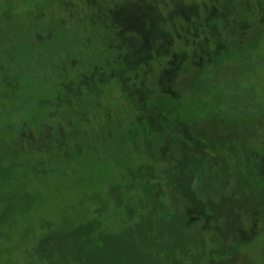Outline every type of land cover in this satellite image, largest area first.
<instances>
[{
  "label": "trees",
  "instance_id": "obj_1",
  "mask_svg": "<svg viewBox=\"0 0 264 264\" xmlns=\"http://www.w3.org/2000/svg\"><path fill=\"white\" fill-rule=\"evenodd\" d=\"M3 3L0 227L108 164L107 200L65 209L36 264H264V82L242 87L264 75V0H86L80 18L32 0L24 21Z\"/></svg>",
  "mask_w": 264,
  "mask_h": 264
},
{
  "label": "rangeland",
  "instance_id": "obj_2",
  "mask_svg": "<svg viewBox=\"0 0 264 264\" xmlns=\"http://www.w3.org/2000/svg\"><path fill=\"white\" fill-rule=\"evenodd\" d=\"M2 2L9 1L10 5L13 6L12 13L17 14L22 12L23 16L19 19L21 20H29L31 15H37V10L34 9L32 0H0ZM65 1V0H63ZM63 1L58 0V3L61 5ZM75 4V9L79 10L77 18L83 17L87 12L86 0L78 2V0H73ZM38 2V1H35ZM34 2V6L35 5ZM3 3V4H4ZM72 5L69 2V5ZM71 7H69L70 10ZM69 10H65L64 7L60 8V10L54 11L53 15L49 17L50 21L52 19L57 20L59 23L64 24L65 21H68L70 18L71 12ZM26 13V14H24ZM28 13H31L28 14ZM28 17H26V16ZM48 16V14H47ZM53 16V18H52ZM31 19V17H30ZM71 19V18H70ZM19 21V22H20ZM29 23V22H28ZM27 23V24H28ZM70 24V26H69ZM68 24L69 27H75L74 33H78L77 28L81 25L78 22V19L73 20ZM72 42V41H71ZM70 41L65 44L66 47H69L70 50L77 55L78 48L74 47ZM42 48H37V52H41ZM37 56V55H35ZM45 61L34 63L35 73L41 75H47L51 72L52 65H48L47 68L43 67ZM55 62V61H54ZM31 65V64H30ZM32 66V65H31ZM253 75L251 76V78ZM33 78L34 83L38 81ZM261 78L259 80L249 82L248 85H242L243 88L247 89L252 88V84L255 86H259V84L264 82V75L259 76ZM258 94L262 95V90L259 87H255ZM117 92H114L112 100H115ZM120 101L113 102V106L117 108H123L126 104V100L121 97L118 98ZM128 104V103H127ZM31 114L29 115V117ZM100 119V117H98ZM93 163L97 165V168L92 166H77V177L86 176V183L73 185L72 179L67 181L68 184L59 182V184L54 183L52 185H47L41 188L40 194H34V202L32 209L25 213L22 212L20 216L9 218L3 226L0 227V264H36L34 261V257L31 258V254L33 253L34 246L37 244L38 239L42 236V234H46L48 230H50V226L55 225L56 223H60L62 221L61 213L71 206V204H79L80 200H93L95 196H98L99 202H103L107 200V177H108V164H107V174L100 172V169L103 163L96 162L94 157H89ZM72 170H70L71 172ZM71 174V173H70ZM75 176V174H74ZM95 180L97 184H95ZM8 191L7 190H4ZM11 201V202H10ZM94 201V200H93ZM12 203V200H9ZM99 202L92 204V209L100 207ZM107 215L106 212H104Z\"/></svg>",
  "mask_w": 264,
  "mask_h": 264
}]
</instances>
